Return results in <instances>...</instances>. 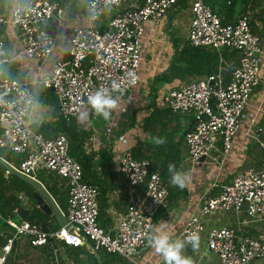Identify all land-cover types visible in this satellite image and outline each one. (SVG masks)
I'll use <instances>...</instances> for the list:
<instances>
[{
	"label": "built area",
	"instance_id": "built-area-1",
	"mask_svg": "<svg viewBox=\"0 0 264 264\" xmlns=\"http://www.w3.org/2000/svg\"><path fill=\"white\" fill-rule=\"evenodd\" d=\"M127 0H86L83 25L72 27L66 41V57L51 61L49 75L40 82L52 89L58 115L63 119L86 110L90 125L94 113L87 98L98 89L119 84L122 92H111L118 101L128 96L139 81V39L143 21L163 17L175 0H142L138 6L123 7ZM106 25L99 29L94 22L106 8ZM187 41L214 50H234L236 64L228 77L218 69L208 75L188 79L162 96L161 101L172 112L191 116L192 124L183 134L185 160L192 167L198 162L221 163L231 148V140L250 93L258 83L260 45L244 14L234 21L223 22L204 0H192ZM63 7L51 0H15L8 18L0 12V27L8 22L22 36L19 54L29 60H47L56 35L47 27L54 19L61 21ZM11 55L0 38V148L20 154L10 163L20 173L35 178L43 167L63 178L66 185V207L63 213L68 228L45 229L26 219H6L10 235L0 245V264H4L13 240L24 238L30 246H47L53 264H74L59 258L58 241L79 246L90 252L114 253L131 264H143L138 253L148 244L156 211L165 204L166 184L151 169L146 157H132L126 152L116 158V173L125 186L128 201L108 228L97 222V187L82 179L80 164L69 154L68 139L62 132L45 137L31 130L28 114L33 102V80L5 76L1 66ZM135 74L131 82L128 73ZM253 121V118H250ZM264 150V141H259ZM6 172V171H5ZM218 186L213 195L203 194L190 201L182 213L177 239L189 233L204 235L206 249L216 257V264H264V167H247L236 172L227 183L211 181ZM118 191V190H117ZM245 212L249 220L263 228L255 236L237 234L233 227L219 224L207 227L205 221L217 212Z\"/></svg>",
	"mask_w": 264,
	"mask_h": 264
},
{
	"label": "crops",
	"instance_id": "crops-1",
	"mask_svg": "<svg viewBox=\"0 0 264 264\" xmlns=\"http://www.w3.org/2000/svg\"><path fill=\"white\" fill-rule=\"evenodd\" d=\"M51 1H56L64 10L61 21L57 22L51 19L47 23L50 32L56 35V41L51 56L47 60L32 61L19 54L22 36L16 28L6 22L0 27V38L7 52L11 55V59L3 63L1 69L5 76L33 80L31 88L34 96L28 114V124L32 131L38 132L45 137H50L58 132H62L68 139V149L70 145V149L72 150L75 141L71 140L69 130L72 129L80 136V142L72 151V157L76 161L77 157H84L90 160L91 174L86 173L84 177H86V182L94 184L97 187V222L101 227L108 228L113 224L116 216L124 211L128 201L127 189H125L126 186L120 183L118 174L116 173V158L123 152L131 155L129 153L130 148L137 143L143 150L146 141L149 139V134L142 129L143 117L150 112L146 107L148 102L146 90L148 89V84L153 81L154 76L164 70L170 57L174 53V39L176 38L179 41L187 40V27L191 15L189 4L192 0H186L182 3L176 2L175 0L172 7L163 17L158 19L148 18L143 21V34L138 42L140 55L138 83L128 96L120 101L117 100V107L112 111L109 119L105 120L103 117L94 115L88 127H85V123L88 119L86 114L89 115V113H86L85 109L71 118H61L57 113L56 99L52 89L44 86L40 82L49 75L52 60L66 57V41L72 27L86 23L84 9V2L86 0ZM14 2L15 0H0V12L6 18H8L11 6ZM204 2L212 11L219 15L223 22L234 21L242 14L248 17L250 28L256 31L254 32L256 35L259 34V37L257 35L259 43L262 39L259 53L258 83L252 89L249 99L243 108V113L239 120V127L231 140V148L226 153L221 163H206L200 161L190 167L185 160L186 153L183 137L177 145L180 156V170L188 173L190 180L186 183L184 188L173 186L170 183V178L165 180L164 183L167 187L165 204L156 211L152 221V230L155 228H163L173 240L177 239V234L182 225V218L184 215L182 213L185 211L187 204L190 201L197 200L203 194L213 195L217 192L218 186L210 187L211 181L214 180L219 184L227 183L236 173L235 170L239 167H242V169L251 166L264 167V150L260 147L258 142V140L264 141L263 1L204 0ZM141 3L142 0H127L122 6H138ZM114 10L115 8L113 7L106 8L105 12L93 23L94 26L99 29L104 28L108 17L107 14H110ZM210 49H212V47H210ZM220 50H215L218 52V64L215 71L219 69L222 73L226 67L230 70L236 64V61L233 63L232 59H224L219 52ZM201 76H204V74ZM226 78L223 77V79ZM188 79H175L170 83L164 84L153 82L158 88V95L155 101L156 105L168 109L163 105L161 96L169 88ZM138 85H143V87L140 88L144 90L143 93L145 92L146 100L142 103L144 111L140 119H138L139 122L137 124V115L133 113V109L135 108L133 102L139 100L136 99L137 94L139 95ZM170 112V122L167 127L177 131L173 137V140L176 141L178 133H184L190 128L192 119L188 114ZM122 115L124 116L123 118ZM250 118H253L252 122ZM122 119L125 123L122 121L120 122ZM119 123L120 125L118 126ZM122 124L124 125L122 126ZM136 130L140 131V137H135L136 134H134V131ZM0 149L6 154H15L19 158L21 156L16 153H9L3 148ZM103 149L106 151L108 150L110 156V165L107 172L105 169L100 168L101 160L99 154ZM40 171L49 174L51 180L46 184L41 183L45 188H49V191L53 195L46 188L47 191L53 197L59 208L64 211L66 207V185L64 179L54 172L44 169H38L36 171V179ZM51 181L54 182L52 183ZM13 193L18 201V207L14 206L11 209L13 213L8 212V215L4 218L0 215V245L5 242L6 237L10 235L11 232L10 226L5 222L6 219L18 221L20 218H23L30 222L38 223V225L42 227L39 222L41 220L35 221L34 215L36 210L42 213L44 212L39 209L33 197L31 198L23 189H19ZM44 214L47 217L44 219L42 228L50 229L56 226L59 227V224L53 216H49L46 213ZM219 224L229 225L234 228L237 234L248 236L257 235L263 228V225L259 222L250 221L243 211L239 214H234L232 212H217L205 221L207 227ZM199 238V247L194 250L191 244H186L183 249V254L191 258L192 264H216V257L205 247L204 235L201 234ZM55 245L59 247V258H61V261H71L74 264H101L98 256L102 250L95 254L90 252L85 244L72 246L58 241ZM137 259L143 264H164L163 257L157 254L149 244L138 253ZM4 264H53V260L50 249L47 246H30L24 238L17 237L11 244Z\"/></svg>",
	"mask_w": 264,
	"mask_h": 264
},
{
	"label": "trees",
	"instance_id": "trees-1",
	"mask_svg": "<svg viewBox=\"0 0 264 264\" xmlns=\"http://www.w3.org/2000/svg\"><path fill=\"white\" fill-rule=\"evenodd\" d=\"M186 0H176V2H185ZM251 29V28H250ZM251 31L254 33L253 29ZM259 37V34H257ZM221 56L226 59H232L234 63L236 59V53L231 49H221ZM218 64V52L214 49H210L209 46H193L188 43V41H179L174 39V53L170 57L169 62L163 71L156 74L153 81L148 84L147 94V104L146 107L149 109V113L143 117L142 129L149 134V139L146 141L145 147L142 148L137 143L132 148H130L129 153L132 157L140 158L146 157L150 161L151 169L156 170L163 182L169 178V173L167 171V166L169 163L175 164L178 170H180L179 165V152L177 145L183 137L184 133H178V138L176 141L173 140L174 134L177 132L174 129L168 128L167 125L170 122L169 115L171 112L168 109L162 108L156 105V98L158 95L157 87L153 82H159L161 84L170 83L173 80H184L188 78H195L201 75H208L214 72ZM223 77L226 78L229 74V68L226 67L223 70ZM70 131L71 140L75 141L73 150L76 148L77 144L80 142V136L75 133L72 129ZM154 137H162L165 143L162 145H157L153 142ZM70 144V142H69ZM69 154L72 156V149L69 145ZM99 152V150H98ZM0 157L4 158L13 164L17 163L19 157L15 154H6L0 149ZM100 158V168L105 169L106 172L110 165V156L108 150H102L99 154ZM80 164L82 179L86 181L84 174L90 173V160L87 158H76ZM37 179L46 184L51 180L49 174L42 173L41 171L37 175ZM52 183L54 181H51ZM89 183V182H88ZM45 187V186H44ZM49 191V188L46 187ZM23 189L31 198L32 188L30 185L25 183L20 178L16 177L11 173L5 172L4 167L0 164V215L4 218L11 212L14 206L18 207V201L14 196L15 191ZM8 192V193H7ZM50 192V191H49ZM51 193V192H50ZM52 194V193H51ZM53 195V194H52ZM166 200V199H165ZM16 212V211H15ZM46 215L38 210L35 211L34 220L39 221L41 226L44 225V219ZM30 218V217H29ZM23 219V218H20ZM38 224V223H37ZM55 228L50 229H57ZM93 257V256H92ZM98 258L101 264H130L124 258L116 255L114 253H107L101 251Z\"/></svg>",
	"mask_w": 264,
	"mask_h": 264
},
{
	"label": "clouds",
	"instance_id": "clouds-1",
	"mask_svg": "<svg viewBox=\"0 0 264 264\" xmlns=\"http://www.w3.org/2000/svg\"><path fill=\"white\" fill-rule=\"evenodd\" d=\"M131 82L135 81V74L129 72ZM111 92H122L119 84L113 83L111 91L107 88L98 89L90 94L87 98V104L91 111L105 120L109 119L112 111L117 107V99L113 97ZM153 142L157 145L165 143L164 138L154 137ZM170 183L173 186L184 188L190 180L188 173L178 170L175 164L169 163L167 166ZM148 244L154 251L163 257L164 264H192L190 257L183 254V249L186 244H191L195 250L199 247V235L195 232L189 233L184 240H173L163 228H155L151 234L147 236Z\"/></svg>",
	"mask_w": 264,
	"mask_h": 264
},
{
	"label": "water",
	"instance_id": "water-1",
	"mask_svg": "<svg viewBox=\"0 0 264 264\" xmlns=\"http://www.w3.org/2000/svg\"><path fill=\"white\" fill-rule=\"evenodd\" d=\"M263 5H264V0ZM0 164L4 167L7 173H11L16 177L23 180L25 183L31 186V196L34 199V202L38 205L39 209L42 210L49 216H53L59 226H63L64 228H68L69 224L66 221L61 209L47 191V189L43 186V184L32 176H28L20 173L16 170L10 163H8L5 159L0 157Z\"/></svg>",
	"mask_w": 264,
	"mask_h": 264
},
{
	"label": "rangeland",
	"instance_id": "rangeland-1",
	"mask_svg": "<svg viewBox=\"0 0 264 264\" xmlns=\"http://www.w3.org/2000/svg\"><path fill=\"white\" fill-rule=\"evenodd\" d=\"M261 39V38H260ZM260 44H262V39L260 40V43H259V45ZM140 87H143V85H138L137 86V88L139 89V95L137 94V96H136V99H139L137 102H133L134 104H135V108L133 109V113L135 114L136 113V115H137V120H136V123L138 124V122H139V120L138 119H140V116L142 115V113H143V107H142V103H144V101L146 100V95H145V92L143 93V91L144 90H142ZM146 87V86H145ZM137 92V93H138ZM124 111V110H123ZM124 116L122 115V118H123ZM123 122V123H125V121L122 119V120H120V122ZM120 125V123L118 124V126ZM124 124H122V126H123ZM134 134H136L135 135V137L137 138V137H140V131L139 130H136V131H134ZM142 136V135H141ZM44 168L43 167H40L39 168V170H43ZM44 170H46V169H44ZM240 170H242V167H239L238 169H236L235 171L237 172V171H240ZM64 209V208H63Z\"/></svg>",
	"mask_w": 264,
	"mask_h": 264
}]
</instances>
